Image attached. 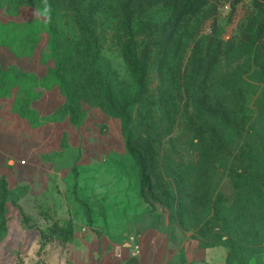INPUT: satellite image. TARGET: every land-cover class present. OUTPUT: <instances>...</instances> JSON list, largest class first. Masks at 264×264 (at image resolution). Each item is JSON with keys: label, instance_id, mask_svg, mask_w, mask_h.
I'll return each instance as SVG.
<instances>
[{"label": "rangeland", "instance_id": "374dc122", "mask_svg": "<svg viewBox=\"0 0 264 264\" xmlns=\"http://www.w3.org/2000/svg\"><path fill=\"white\" fill-rule=\"evenodd\" d=\"M71 6L69 0H0V47L34 58L38 49L50 81L73 98L78 117L86 116L83 106L92 107V158L130 163L118 168L131 176L125 194L152 222L167 226L170 240L221 243L230 264L264 263V0L145 1L160 26L177 12L159 32L182 41L168 55L152 51L142 93L121 51L120 0L83 5L88 21L94 10L102 43L103 83L93 85L80 65L91 58L79 51ZM209 35L221 41V56L206 76L193 68V54ZM141 39V48L156 42L150 34ZM104 83L130 102L126 132L124 119L101 105ZM99 170L92 167V174ZM93 192L92 202L77 189L73 200L63 190L59 200L26 198L24 185L12 189L1 177L0 264H76L81 231L73 226L105 216L103 209L95 213L104 203ZM59 203L66 209L58 210ZM80 207L84 215L77 214Z\"/></svg>", "mask_w": 264, "mask_h": 264}, {"label": "crops", "instance_id": "0c3cea01", "mask_svg": "<svg viewBox=\"0 0 264 264\" xmlns=\"http://www.w3.org/2000/svg\"><path fill=\"white\" fill-rule=\"evenodd\" d=\"M36 51L34 58L0 47V88L4 78L8 90L3 95L0 90V178L12 189L24 185L26 198L59 200L63 190L73 200L70 192L77 189L92 202V190L93 195L101 192L104 208H94L96 214L104 210L103 220L73 226L81 231L76 264H230L223 244L175 243L166 225L152 222L131 204L125 194L130 173L118 169L130 163L92 158V107L83 106L86 116L78 117ZM92 167L101 171L92 174ZM57 209L66 208L59 203ZM78 210L84 215L82 207Z\"/></svg>", "mask_w": 264, "mask_h": 264}, {"label": "trees", "instance_id": "16d2710c", "mask_svg": "<svg viewBox=\"0 0 264 264\" xmlns=\"http://www.w3.org/2000/svg\"><path fill=\"white\" fill-rule=\"evenodd\" d=\"M27 1V0H26ZM76 13L77 24L81 30L80 42L78 44L79 51L82 52V56L91 58V61L84 60L80 63L83 73L87 77L92 78V85L96 81L103 83L101 70L99 69V61L101 60L102 43L99 33L96 30L95 24V12L92 8V22L88 21L86 16L85 7L87 0H69ZM92 0V6L94 5ZM145 1L148 0H120V22L125 36L122 42L121 51L125 59V62L134 75L137 84L140 87L142 93L146 85L147 68L149 65L150 54L155 48L160 49V53L166 55L169 54L173 48L177 49L181 45L182 37L173 35H166L159 32V30L165 31L164 28L168 27L172 19L176 17V13L171 14V18L168 22L165 20L161 22L154 20V17H148L149 9L151 6H144ZM185 6H183L184 8ZM179 9L180 6H179ZM178 11V10H177ZM91 19V18H90ZM168 25V26H167ZM159 32V33H158ZM150 34L154 37V44H147L143 48L141 37ZM154 35V36H153ZM199 44V41L197 42ZM213 48V53L210 51ZM204 48V49H202ZM200 47L198 52L193 54V68L197 71H204V75L208 76L215 64L218 62L221 56V41L215 36H208V40L204 46ZM91 72V73H90ZM61 87V86H60ZM106 98L105 103H102V107L109 110L112 113H116L124 119V132H126L127 126L131 120V116L128 112V106L130 102L124 100H118L115 96V91L112 90L110 85L104 83ZM62 89V87H61ZM64 92V90L62 89ZM68 98V106L75 113V105L72 101L73 98ZM215 113L219 114L222 119H227L226 112L224 110L216 109ZM128 143V142H127ZM136 155V154H134ZM145 168V165L142 164Z\"/></svg>", "mask_w": 264, "mask_h": 264}, {"label": "built area", "instance_id": "2783aa9c", "mask_svg": "<svg viewBox=\"0 0 264 264\" xmlns=\"http://www.w3.org/2000/svg\"><path fill=\"white\" fill-rule=\"evenodd\" d=\"M21 162H22V163H25V160H22ZM131 239H132V237H131Z\"/></svg>", "mask_w": 264, "mask_h": 264}]
</instances>
